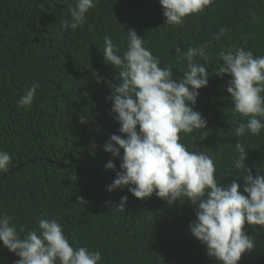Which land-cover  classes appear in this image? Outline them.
<instances>
[{"label":"trees","instance_id":"trees-1","mask_svg":"<svg viewBox=\"0 0 264 264\" xmlns=\"http://www.w3.org/2000/svg\"><path fill=\"white\" fill-rule=\"evenodd\" d=\"M71 6L74 0H0V150L12 156L0 171V213L25 232L37 228L38 217L58 220L73 247L101 253L100 264H218L191 236L195 206L184 197L169 206L154 194L138 200L127 188L105 190L115 178L105 164L112 159L118 171L120 161L103 146L121 134L105 82L116 83L119 68L104 62V38L122 53L134 29L174 79L185 67L176 49L209 44L207 61L196 58L209 74L195 105L207 126L180 133L179 142L210 155L221 184H243L246 168L264 175V130L235 135L247 118L234 111L226 91L231 77L217 75L219 54L243 48L264 56V0H213L181 25L164 24L159 0H97L82 25L64 31L60 21L70 19ZM221 29L224 36L212 39ZM92 70L104 78L100 84ZM33 81L40 85L35 100L21 108L17 100ZM237 142L248 153L244 169L233 166ZM122 196L128 197L124 211L109 207ZM244 231L255 247L238 264H264V226L245 224ZM18 259L0 243V264Z\"/></svg>","mask_w":264,"mask_h":264},{"label":"clouds","instance_id":"clouds-1","mask_svg":"<svg viewBox=\"0 0 264 264\" xmlns=\"http://www.w3.org/2000/svg\"><path fill=\"white\" fill-rule=\"evenodd\" d=\"M97 0H74L69 8L70 19L60 21L61 29L75 30L86 19V13L95 7ZM213 0H159L164 24L181 25L190 14L199 13ZM221 29L212 39L225 34ZM126 49L119 47L107 36L102 51L104 62L119 68L109 81L110 113L119 124L121 135H112L103 150L118 158L119 170L110 159L106 170L115 172V178L106 186L111 193L117 189L127 191L138 200L153 194L169 206L175 201H185L195 206V219L189 223L191 236L202 243L206 254L218 264H238L242 254L255 247L254 237L246 234L245 224L264 226V175L254 176L245 169L243 184L237 179L221 184L214 176L213 158L202 151L188 150L179 142L180 133L190 134L203 130L207 120L195 110L199 89L208 84L207 68L197 62V57L208 59V43L186 50L176 49L185 62L182 77L173 78L170 66L160 67V60L145 47L143 37L134 29L126 33ZM223 61L218 74L231 77L227 93L234 111L246 122L234 128L236 136L246 133L259 135L264 130V56H254L251 51L237 48L234 52L221 51ZM96 83L103 77L92 70ZM39 83L33 81L21 95L17 104L29 108L36 97ZM87 121L84 115L79 123ZM95 147V145H93ZM238 154L233 160L236 169H244L247 158L245 146L237 142ZM12 156L0 150V171H7ZM242 189V191H241ZM128 197L109 207L124 211ZM23 233V235H21ZM0 243L10 253L19 257L15 264H100L101 253L87 247H73L56 219L37 218V228L25 232L17 229L11 215L0 213Z\"/></svg>","mask_w":264,"mask_h":264},{"label":"water","instance_id":"water-1","mask_svg":"<svg viewBox=\"0 0 264 264\" xmlns=\"http://www.w3.org/2000/svg\"><path fill=\"white\" fill-rule=\"evenodd\" d=\"M94 141V140H93Z\"/></svg>","mask_w":264,"mask_h":264}]
</instances>
